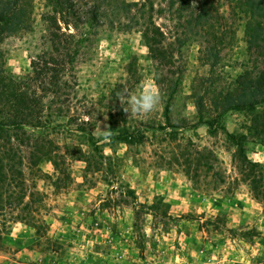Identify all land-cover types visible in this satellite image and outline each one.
I'll use <instances>...</instances> for the list:
<instances>
[{"label": "rangeland", "instance_id": "obj_1", "mask_svg": "<svg viewBox=\"0 0 264 264\" xmlns=\"http://www.w3.org/2000/svg\"><path fill=\"white\" fill-rule=\"evenodd\" d=\"M213 1L218 20L192 27L169 0H73L61 12L23 0L24 23H0V79L41 99L46 127L0 133V146L30 134L51 150L13 168L26 192L5 185L0 153V264H264V107L223 114L238 77L264 71V32L252 46L246 27L264 29V6ZM153 26L172 49L168 67L142 37ZM144 82L158 87V108L125 112L121 95ZM25 196L33 214L9 209Z\"/></svg>", "mask_w": 264, "mask_h": 264}, {"label": "trees", "instance_id": "obj_2", "mask_svg": "<svg viewBox=\"0 0 264 264\" xmlns=\"http://www.w3.org/2000/svg\"><path fill=\"white\" fill-rule=\"evenodd\" d=\"M23 0H13L8 3V5H3L0 9V23H3L5 27H11L13 22H17L19 25L23 22V18L26 14V8L22 7L20 4ZM54 9L58 12L70 11L73 8V0H48ZM238 2V7H248L247 12L259 14L262 6H264V0H233ZM172 8H176L179 14L183 12L189 13L188 24L192 27L195 24L209 25L210 21L218 20L219 9L214 6V1L212 0H169ZM219 5V4H217ZM138 6V3H130L129 7ZM60 10V11H59ZM197 11H199L197 13ZM216 11V14H214ZM213 12V14L211 13ZM50 20V19H49ZM47 20L48 22H50ZM56 22V19H55ZM250 22L247 24V29H250L248 33V38L250 39V44L253 46L251 40L255 37L260 39L263 28L257 25L251 29ZM51 30V29H50ZM142 37L146 46L149 49L152 58L158 63L159 67L169 66L172 63V49L164 46V34L159 28L148 27L143 33ZM52 41V40H51ZM264 41V40H263ZM54 44V49L58 52L62 51L61 41L56 44V41H52ZM222 43V42H221ZM44 58L42 63L34 64V70L38 79H43V77L48 76L52 73L53 69V59L47 57ZM60 64V61L59 63ZM253 73L246 71L240 77H238L236 83L239 88L236 94L230 95L226 98L224 102L225 109L223 114H227L230 111H243V110H254L256 108L264 107V71H260L259 77L253 79ZM26 88L17 84L13 80L3 82L0 79V115H2V121L0 122V133L16 132L25 127L32 129L33 131H40L41 129H46L43 127V107L42 101L39 98L30 97L26 92ZM241 91V92H240ZM239 92V93H238ZM5 102L4 104H1ZM204 123L201 121L199 124ZM206 124V123H204ZM83 132L82 130H80ZM24 134H28L26 131ZM7 140H4V145L0 146V153L2 152L4 156L2 160L3 164V182L11 190L12 187L16 186V181L19 180V188L26 192L27 181L25 180V174L21 178L13 177V168L17 166L25 167H36V160L42 159L43 157L51 153L50 147L42 145L39 143V138H33L28 134L25 139L23 137L6 135ZM16 141V143H15ZM26 154L25 156H23ZM25 162V164H24ZM253 169L258 167L257 164L249 163ZM255 173L250 177V182L252 183V189L256 192L258 188L262 185L260 175L255 170ZM32 198V196H31ZM26 196L23 197L22 201H12L10 202V210H21L22 212L34 213L33 202L25 203ZM22 220L26 222H35L34 217L30 216Z\"/></svg>", "mask_w": 264, "mask_h": 264}, {"label": "clouds", "instance_id": "obj_3", "mask_svg": "<svg viewBox=\"0 0 264 264\" xmlns=\"http://www.w3.org/2000/svg\"><path fill=\"white\" fill-rule=\"evenodd\" d=\"M121 99L128 105V109L124 110L125 112L130 110L133 114L145 115L158 108L161 96L157 86L144 82L139 92L126 91L125 94L121 95Z\"/></svg>", "mask_w": 264, "mask_h": 264}]
</instances>
